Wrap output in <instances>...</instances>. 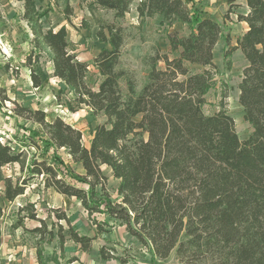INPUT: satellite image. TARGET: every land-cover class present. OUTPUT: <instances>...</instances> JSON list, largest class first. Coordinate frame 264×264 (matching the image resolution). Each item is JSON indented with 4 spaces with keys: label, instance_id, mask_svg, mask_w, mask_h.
<instances>
[{
    "label": "trees",
    "instance_id": "obj_1",
    "mask_svg": "<svg viewBox=\"0 0 264 264\" xmlns=\"http://www.w3.org/2000/svg\"><path fill=\"white\" fill-rule=\"evenodd\" d=\"M20 1L32 35L29 64L47 54L54 76L75 95L77 105L89 107L105 120L92 131L86 146L82 131L61 116L48 119L44 109L15 103L13 112L38 127L31 129V139L23 138L21 144L39 148L42 141L66 149L72 161L82 165L83 172L61 168L47 156L29 158L27 151L10 143H0V167H26L29 178L25 180L42 177L45 189L77 199L89 215L106 214L124 225L156 259L165 260L175 251L179 264H264V0H246L248 12L238 14V19L246 22L248 29L236 45L229 35L225 37L228 68L236 50L242 52L247 64L239 84V102L253 129L246 140L240 138L235 120L224 106L214 114L204 111L206 95L215 85L219 70L214 52L223 29L218 21L191 7L192 0L139 1V17L159 15L164 24L172 26L180 21L190 29L186 36L177 31L168 34L176 57L160 51L145 57L149 72L141 89L134 73L121 64L126 27L102 25L97 36L106 46L94 60L103 77L97 90L86 82L88 63L69 50L66 27L45 28L43 19L49 11L38 8L36 0ZM93 1L120 19L131 11L134 2ZM65 12L69 17L68 0ZM160 61L164 68L158 67ZM194 65L203 69L193 71ZM31 79L36 87L41 86L34 70ZM121 81H125L126 91ZM228 96L225 91L223 99ZM103 166L120 181L118 201L107 189ZM28 183L5 178V199L13 202L24 195ZM3 212L0 205V217ZM52 213L58 222L50 227L39 215L36 203L29 201L20 204L18 220L13 224V228L22 227L35 237L39 264H48L44 245L56 236L63 250L66 237L61 221L68 226L69 240L83 251L92 248L94 237L79 233L60 210L54 208ZM26 219L39 225L28 228ZM99 227L98 232H104ZM100 255L105 260L113 258L105 247H101ZM119 260L120 264L128 263Z\"/></svg>",
    "mask_w": 264,
    "mask_h": 264
},
{
    "label": "rangeland",
    "instance_id": "obj_2",
    "mask_svg": "<svg viewBox=\"0 0 264 264\" xmlns=\"http://www.w3.org/2000/svg\"><path fill=\"white\" fill-rule=\"evenodd\" d=\"M139 1L134 0L131 11L121 19L115 18L113 11L99 8L93 0H68L71 8L69 17L65 12L67 0H36V3L42 11H49L47 18L43 19L45 28L66 27L69 50L80 60L88 63L86 82L97 90L103 77L94 60L106 46L97 36L102 25L116 23L126 27L128 37L122 48L121 64L134 73L138 89H141L148 78L149 67L144 63L145 57L152 56L157 51L166 53L171 58L176 57L178 53L171 51L168 34L177 31L181 36H186L190 33L189 27L180 21L169 26L162 22L161 16L139 17L136 11ZM190 5L199 10L202 16L218 21L223 29L222 38L214 52V61L219 70L215 85L206 95L204 111L206 114H214L224 106L234 118L240 138L246 140L253 130L246 121L243 107L239 102V84L247 66L246 60L240 50H236L230 57V68L224 59L225 37L229 35L232 45H236L238 38L248 29V24L238 19V14L248 12L246 0H192ZM23 13L22 1L0 0V143H10L17 149L23 148L29 158L33 155L39 159L47 156L51 161L56 160L61 168L81 173L82 165L73 162L66 149H56L42 141L39 148H29L21 144V139L30 138L31 129L38 127L13 112L15 103L33 110L44 109L48 119L61 116L82 131L83 143L86 146L90 144L92 131L105 120L101 116H95L89 107L77 105L75 95L63 81L54 76L53 65L47 54L42 53L38 61L29 64L32 35L30 27L23 19ZM158 67L164 68L165 63L160 61ZM202 69L203 67L197 65L192 66L193 71ZM31 70L39 76L40 87L33 84ZM121 86L126 91L125 81H121ZM225 91H228L229 96L223 99ZM26 163H29V159ZM102 170L108 177L107 189L112 199L120 200L118 195L120 181L114 178L110 168L103 166ZM9 177L14 183L29 182L25 194L13 202L7 201L3 195L4 179ZM28 178L26 167L22 170L19 164L0 167V205L4 210L0 217L2 226L0 264H39L35 237L25 232L22 227L13 228V224L18 220L20 204L29 201L36 203L39 215L46 219L50 227L53 222H58L52 213L55 208L69 217L72 227L79 233L95 238L92 248L83 251L80 245L69 240L68 226L61 221L66 237L64 248L60 249L57 236L51 243L45 244L44 255L48 264H120L119 258L128 260L127 264H179L175 251L165 260L156 259L126 231L124 225H120L104 213L89 215L77 199L65 198L54 189H45L42 177L25 180ZM25 224L28 228L39 225L38 222L29 219L25 220ZM99 225L104 232H98ZM57 230L58 226L54 232ZM101 247H105L113 258L109 260L101 258Z\"/></svg>",
    "mask_w": 264,
    "mask_h": 264
},
{
    "label": "crops",
    "instance_id": "obj_3",
    "mask_svg": "<svg viewBox=\"0 0 264 264\" xmlns=\"http://www.w3.org/2000/svg\"><path fill=\"white\" fill-rule=\"evenodd\" d=\"M159 16V15H158ZM60 28V27H59ZM59 28H56L55 30L59 29ZM120 183V182H119Z\"/></svg>",
    "mask_w": 264,
    "mask_h": 264
}]
</instances>
